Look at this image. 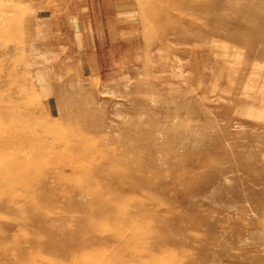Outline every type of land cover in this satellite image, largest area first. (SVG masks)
Segmentation results:
<instances>
[{"label":"rangeland","instance_id":"rangeland-1","mask_svg":"<svg viewBox=\"0 0 264 264\" xmlns=\"http://www.w3.org/2000/svg\"><path fill=\"white\" fill-rule=\"evenodd\" d=\"M0 264H264V0H0Z\"/></svg>","mask_w":264,"mask_h":264},{"label":"bare ground","instance_id":"bare-ground-1","mask_svg":"<svg viewBox=\"0 0 264 264\" xmlns=\"http://www.w3.org/2000/svg\"><path fill=\"white\" fill-rule=\"evenodd\" d=\"M130 175H131V174H130ZM130 175H129V176H130ZM14 179H15V178H14ZM11 180H12V179H11ZM50 204H51V203H50ZM87 205H88V204H87ZM106 206H107V205H106ZM106 208H107V207H106ZM93 213H94V212H93ZM100 217H101V216H100ZM85 223H86V222H85ZM192 225H193V224H192ZM195 228H196V227H195ZM102 245H103V244H102ZM103 246H104V245H103Z\"/></svg>","mask_w":264,"mask_h":264}]
</instances>
